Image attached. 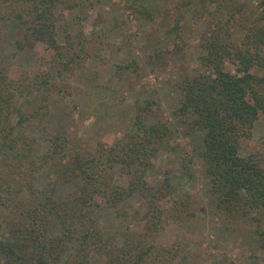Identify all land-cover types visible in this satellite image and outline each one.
I'll use <instances>...</instances> for the list:
<instances>
[{
  "label": "trees",
  "instance_id": "trees-1",
  "mask_svg": "<svg viewBox=\"0 0 264 264\" xmlns=\"http://www.w3.org/2000/svg\"><path fill=\"white\" fill-rule=\"evenodd\" d=\"M67 1L0 0V40L4 34L1 24L11 17L21 24L25 36L43 45L37 70L17 75L0 72V207L5 208L0 229L6 232L0 234V264H88L93 254L102 255L103 264H170L180 242L157 244L151 238L165 215L164 222L179 221L178 212L185 204L180 202L166 212L169 207L162 198L171 189L170 183L165 179L160 188L151 189L144 178L169 132L163 121L145 119L151 99L137 97L127 130L111 142L98 141L91 154L67 152L63 134L45 135L40 140L26 132L31 118L44 115L51 90H65L64 84L50 81L52 72L69 73L92 54L86 52L82 39L74 43L67 34L59 43L55 37V21L62 14L57 6ZM190 3L180 0L174 3V11L163 9L161 25L174 31L175 51L181 46L182 31L175 11ZM77 5L76 0L69 3ZM127 6L137 13L138 21L153 16L143 3L129 2ZM195 10L197 16L206 17L199 36L202 53L199 69L178 85L176 112L190 127L202 130L200 156L216 207L227 213L252 212L259 221L264 219V137L260 149L246 146L241 151V143L249 139L257 112L264 113V0L256 4L199 0ZM172 12L174 18L169 22ZM235 25L244 30L238 43L231 38ZM160 55V49L155 48L148 58ZM226 61L233 71L226 68ZM55 156H66L61 174L80 182L77 194L70 199L57 201L30 179ZM136 191L147 199L141 215L145 227L130 231L116 243L112 235L93 225L88 214L94 208L115 206ZM49 221L55 231L49 230Z\"/></svg>",
  "mask_w": 264,
  "mask_h": 264
},
{
  "label": "rangeland",
  "instance_id": "rangeland-1",
  "mask_svg": "<svg viewBox=\"0 0 264 264\" xmlns=\"http://www.w3.org/2000/svg\"><path fill=\"white\" fill-rule=\"evenodd\" d=\"M76 1L77 6H69L72 0L58 4L57 10L62 14L55 21V37L59 43L65 41L67 34L74 43L82 39L84 49L92 54L69 73L52 72L50 81L64 84L65 90H51L44 115L29 120L27 134L41 140L45 135L60 133L67 138V152L91 154L98 141L111 142L127 130L137 97L151 99L145 119L163 121L169 132L144 178L151 189L160 188L165 179L170 183L171 189L162 198L169 207L166 212L173 211L180 202L185 204L174 224L164 222V216L151 241L165 245L180 242L170 264H264V219L255 220L252 212L227 213L216 207L200 156L202 130L190 127L176 112L180 81L199 69V36L206 22V17L197 16L195 10L199 0H190V4L175 11L182 27L181 46L176 51L174 31L165 30L161 21L163 9L174 11V3L180 0ZM246 1L256 4L259 0ZM129 2L143 3L152 10V18L138 21L137 13L127 6ZM170 18H174L173 12L169 22ZM1 29L4 34L0 40V72L17 75L37 70L43 45L25 36L15 18H7ZM243 32L242 27L233 26L232 40L238 43ZM155 48L160 49L161 55L149 60V53ZM225 65L233 71L230 62ZM261 137L264 113L258 111L249 139L241 143V151L246 146L260 149ZM65 159L66 156L49 159L30 178L36 188L57 201L74 197L80 184L77 178L61 174ZM117 173L116 170L114 180ZM146 204L144 193L136 191L115 206L94 208L88 218L120 243L130 231L145 227L141 215ZM2 213L5 208L0 207ZM48 225L49 230H56L51 221ZM5 233L2 227L0 234ZM103 262L102 255L93 254L88 264Z\"/></svg>",
  "mask_w": 264,
  "mask_h": 264
}]
</instances>
